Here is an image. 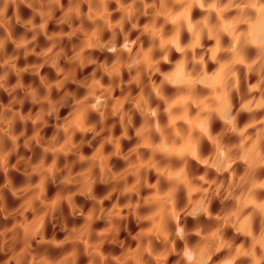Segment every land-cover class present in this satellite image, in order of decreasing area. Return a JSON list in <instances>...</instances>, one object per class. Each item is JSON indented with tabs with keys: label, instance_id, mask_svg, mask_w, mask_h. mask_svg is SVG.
<instances>
[{
	"label": "clouds",
	"instance_id": "9594fccd",
	"mask_svg": "<svg viewBox=\"0 0 264 264\" xmlns=\"http://www.w3.org/2000/svg\"><path fill=\"white\" fill-rule=\"evenodd\" d=\"M0 264H264V0H0Z\"/></svg>",
	"mask_w": 264,
	"mask_h": 264
}]
</instances>
